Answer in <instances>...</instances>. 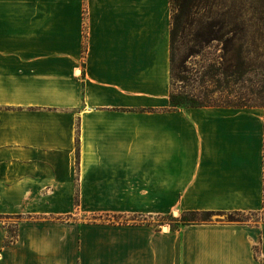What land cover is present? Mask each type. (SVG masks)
<instances>
[{
	"label": "crops",
	"instance_id": "1",
	"mask_svg": "<svg viewBox=\"0 0 264 264\" xmlns=\"http://www.w3.org/2000/svg\"><path fill=\"white\" fill-rule=\"evenodd\" d=\"M171 16L0 0V264H264L263 224L151 222L262 209L264 110L171 107Z\"/></svg>",
	"mask_w": 264,
	"mask_h": 264
},
{
	"label": "rangeland",
	"instance_id": "2",
	"mask_svg": "<svg viewBox=\"0 0 264 264\" xmlns=\"http://www.w3.org/2000/svg\"><path fill=\"white\" fill-rule=\"evenodd\" d=\"M193 13L195 21L203 25L216 17L231 19L232 25L224 29L225 38L231 41L197 46L198 53L190 56L198 26L187 28L179 34L172 81L175 92L200 95L212 91L210 96L215 104L222 105L224 100L234 99L247 106L261 105L264 101V0H201ZM181 216L175 213L166 218L152 219L151 222L161 230L169 220L173 224ZM240 216L246 223L262 224L260 217L252 212H243ZM80 219L87 223L111 224L137 221L145 224L148 221L137 219V216L117 215H82ZM215 221L243 222L229 221L228 213H214L209 222ZM9 222L8 235L13 240L17 232L16 219Z\"/></svg>",
	"mask_w": 264,
	"mask_h": 264
},
{
	"label": "trees",
	"instance_id": "3",
	"mask_svg": "<svg viewBox=\"0 0 264 264\" xmlns=\"http://www.w3.org/2000/svg\"><path fill=\"white\" fill-rule=\"evenodd\" d=\"M201 0H170L171 4V30H170V50H171V92H170V105L173 108H183V107H253L247 106L245 104L235 102L234 99H226L222 105L215 104L212 100L210 93L212 91H207L201 93L200 95L183 92H175L173 89V71L176 57V44L178 42L179 34H182L186 31L187 28H192L195 25L198 26V29L193 36V43L195 46L190 48V56L197 54L195 47L205 46L212 44L213 42H229L231 40L225 38L224 29L229 25H232V20L224 17L212 18L205 25L198 24L194 18V8L197 7L198 3ZM225 39V40H224ZM185 61V60H184ZM185 63V62H183ZM183 63L181 68L183 69ZM187 70H184L186 72ZM227 73V69H225ZM181 79V78H180ZM183 80V79H182ZM222 99V98H221ZM224 99V98H223ZM257 108L264 109V101L261 105L256 106ZM264 128V123H263ZM262 209L257 212H252V214L259 216L262 224L264 225V140H263V191H262ZM214 213L213 211H193L186 213L181 216L179 220L180 224H199L202 222H209L211 216ZM243 212H230L228 213L229 221H246L240 216Z\"/></svg>",
	"mask_w": 264,
	"mask_h": 264
},
{
	"label": "bare ground",
	"instance_id": "4",
	"mask_svg": "<svg viewBox=\"0 0 264 264\" xmlns=\"http://www.w3.org/2000/svg\"><path fill=\"white\" fill-rule=\"evenodd\" d=\"M168 228H166L165 230H167Z\"/></svg>",
	"mask_w": 264,
	"mask_h": 264
}]
</instances>
